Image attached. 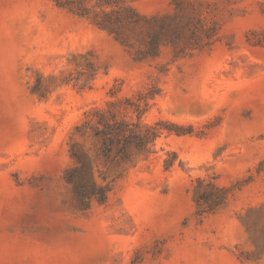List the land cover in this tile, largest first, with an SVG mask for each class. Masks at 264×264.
<instances>
[{
	"label": "rangeland",
	"instance_id": "374dc122",
	"mask_svg": "<svg viewBox=\"0 0 264 264\" xmlns=\"http://www.w3.org/2000/svg\"><path fill=\"white\" fill-rule=\"evenodd\" d=\"M151 93L154 153L74 130ZM0 264H264V0H0Z\"/></svg>",
	"mask_w": 264,
	"mask_h": 264
},
{
	"label": "trees",
	"instance_id": "16d2710c",
	"mask_svg": "<svg viewBox=\"0 0 264 264\" xmlns=\"http://www.w3.org/2000/svg\"><path fill=\"white\" fill-rule=\"evenodd\" d=\"M60 7H71L70 3L57 2ZM73 7V6H72ZM130 14L136 15L133 8H128ZM105 26L104 23H100ZM112 95V94H111ZM139 93L138 96H141ZM151 93L147 98L134 101L133 98L107 102L108 108H92L87 113L85 123L75 126V132L84 134L91 131V134L100 144L101 154L105 158L115 161H130L132 154L147 151L154 153L152 147L156 140L162 136L164 129L172 132L171 128H165V122L157 121L153 124L143 121L144 114L149 109L148 99L153 98ZM133 113L134 118L127 115ZM178 135L182 132H176ZM151 145V146H150ZM71 155L75 164L65 171L64 179L74 193L75 201L81 209L88 208L93 200L99 203L106 202L111 190L109 186L97 185L90 173V163L87 156L79 151L75 145L71 148ZM172 163H169L171 166Z\"/></svg>",
	"mask_w": 264,
	"mask_h": 264
}]
</instances>
